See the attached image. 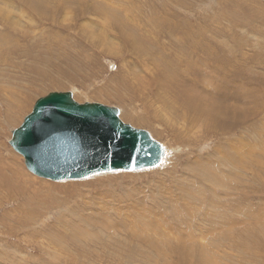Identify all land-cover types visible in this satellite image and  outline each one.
I'll list each match as a JSON object with an SVG mask.
<instances>
[{"label": "rangeland", "instance_id": "rangeland-1", "mask_svg": "<svg viewBox=\"0 0 264 264\" xmlns=\"http://www.w3.org/2000/svg\"><path fill=\"white\" fill-rule=\"evenodd\" d=\"M53 1V20L47 15L37 18L19 0H10L7 17L0 13V32L4 33L0 36V256H8L0 258V264H264V0ZM100 2L108 18L115 15L110 21L104 13L90 9ZM64 3L73 6L69 14L63 12ZM81 4L86 11L79 9ZM99 32L113 42L112 49L95 41ZM57 34L62 37L49 47L46 39ZM60 41L62 48L55 47ZM11 90L22 95L23 107L16 109L18 103H10L6 96ZM50 91H70L77 102L116 107L123 122L146 130L163 145L160 163L78 179L35 176L8 141L34 101ZM128 112L139 117L134 120ZM141 119L145 121L137 123ZM228 141L238 146L245 141L249 148L243 151H253L242 159L245 166L233 168L235 173L224 175L227 168L220 163L217 174L224 175L225 187L183 167L217 153ZM185 187L199 190L198 195L191 196ZM95 195H103L105 204L116 202L122 216L140 208L147 222L159 224H143L130 213L122 226L111 227L115 226L112 220L113 224H91L86 230V224L78 221L64 224L65 231L56 228H61L56 223L75 212V203L91 201ZM169 199L183 206L185 221L166 212ZM130 203L135 206L131 211ZM12 248L26 255H14Z\"/></svg>", "mask_w": 264, "mask_h": 264}, {"label": "water", "instance_id": "water-1", "mask_svg": "<svg viewBox=\"0 0 264 264\" xmlns=\"http://www.w3.org/2000/svg\"><path fill=\"white\" fill-rule=\"evenodd\" d=\"M8 142L29 172L54 181L155 166L164 155L163 145L123 123L116 107L77 102L70 91L38 97Z\"/></svg>", "mask_w": 264, "mask_h": 264}, {"label": "bare ground", "instance_id": "bare-ground-1", "mask_svg": "<svg viewBox=\"0 0 264 264\" xmlns=\"http://www.w3.org/2000/svg\"><path fill=\"white\" fill-rule=\"evenodd\" d=\"M8 1V2H7ZM23 5H25V4H27L28 6H26L25 5V7L26 8H28L29 10H30V13H33L34 14V16H36L37 18L38 17H43V16H46L47 15V17H51L52 18V20L54 19V14H55V8L54 7H56L54 4L55 3H52L51 1H53V0H19ZM57 1V0H56ZM111 1V0H110ZM3 2L6 4V5H4V3H3V5L4 6H2V4H0V13H2V12H5L6 13V15L4 16V17H7V11L9 10V9H11V8H9L8 7V4H12L11 2H10V0H3ZM54 2V1H53ZM59 2V1H58ZM80 1H77V6H80L78 3H79ZM81 2L84 4V2L81 0ZM60 3V2H59ZM70 3V2H69ZM73 3V2H72ZM74 3H75V1H74ZM96 3V2H95ZM95 3H93V5L92 6H90L91 8V10H92V8L94 9V10H97L99 13H104V18L106 19V21L108 20V21H110V17L111 16H115L114 14H109L110 16H109V18H108V16L105 14V6H104V4H102L101 2L100 3H97V5H94ZM57 4V3H56ZM65 4V3H64ZM76 4V3H75ZM74 4V5H75ZM92 4V3H91ZM109 5H110V3H109ZM61 6V5H60ZM59 6V7H60ZM65 7H63V8H65V11H63V12H65L66 14L68 13V12H72V8H73V6H70L69 4H65L64 5ZM85 6V5H84ZM84 6H82V4H81V7L79 8L80 10H84L85 9V7ZM61 8V7H60ZM62 8V9H63ZM87 8V7H86ZM88 10H89V8H88ZM51 11H53V12H51ZM84 11H86V9L84 10ZM83 11V12H84ZM126 11V10H125ZM24 13V12H23ZM62 13V12H61ZM69 14V13H68ZM82 15V14H81ZM9 16V15H8ZM101 17V16H100ZM127 17V16H126ZM49 19V18H48ZM113 20H114V18H113ZM55 21V20H54ZM124 21V20H123ZM53 23V22H52ZM56 24V23H55ZM12 26L14 25V23L13 24H11ZM158 25V24H157ZM12 26H10V27H12ZM103 26V25H102ZM105 26V25H104ZM159 26V25H158ZM8 27V26H7ZM7 27H4V29L5 28H7ZM92 28V27H91ZM103 28V27H102ZM157 28V27H156ZM154 29V28H153ZM3 30V29H2ZM9 30V29H8ZM8 30H6V31H8ZM101 30V29H100ZM37 31V30H36ZM43 31V30H42ZM130 31V30H129ZM9 32V31H8ZM15 32V31H14ZM89 32V31H88ZM102 32V31H101ZM125 32V31H124ZM1 33V32H0ZM6 33V32H5ZM57 33H58V31H57ZM126 33V32H125ZM12 34V33H11ZM48 34V33H47ZM102 33H100L99 32V34H97V35H94L95 37H96V42L97 43H101V46L102 45H106V47H108V49H112L113 47H114V44H113V42L112 43H110V41H108L107 40V37H105L104 38V36L103 35H101ZM195 34V33H194ZM2 35H4V33H1L0 34V36H2ZM45 35V34H44ZM53 35V34H52ZM127 37H125L126 39L127 38H130L129 36H128V34H125ZM153 35V34H152ZM193 35V34H192ZM9 36H10V34H9ZM46 36V35H45ZM48 36H51V35H48ZM47 36V37H48ZM60 35H56V36H54V38H51V37H46L47 39H46V44L49 46V43H52V42H54V41H58V40H55V39H60L61 37H62V35H61V37H59ZM91 36H93V35H90V37ZM100 36V37H99ZM59 37V38H58ZM185 37V36H184ZM131 39V38H130ZM196 39H197V37H196ZM195 39V40H196ZM184 40V39H183ZM63 41H65V40H63ZM132 41V40H131ZM130 41V42H131ZM178 42H182V38H180V39H178ZM184 42H186V41H184ZM62 43V41H60V43H56V44H54L55 45V47H56V45H57V48L59 47V48H62V45H60ZM69 43V42H68ZM67 43V44H68ZM189 43H191V44H193L192 42H189ZM113 44V45H112ZM69 45V44H68ZM74 45V44H73ZM65 46H67V45H65ZM113 46V47H112ZM50 47V46H49ZM76 47V46H75ZM71 48H74V46H71ZM1 49H2V45H1ZM75 49V48H74ZM115 49V48H114ZM119 49V48H118ZM65 50V49H64ZM76 50H79V49H77L76 48ZM117 50V49H116ZM138 50V49H137ZM64 53V52H63ZM232 60V59H231ZM227 62V61H226ZM231 62V61H230ZM222 63V62H221ZM224 63V62H223ZM216 64V63H215ZM136 65V64H135ZM198 65V64H197ZM198 66H200V65H198ZM204 66V65H203ZM217 66V65H216ZM223 67H225L224 65H222ZM236 67V66H235ZM73 68H74V66H73ZM196 68V67H195ZM197 70H201V68H196ZM217 69V68H216ZM160 70V69H159ZM167 70V69H166ZM195 70V69H194ZM213 70V69H212ZM203 71V70H202ZM214 71V70H213ZM218 71V70H217ZM220 71V70H219ZM218 71V72H219ZM230 71V70H229ZM167 72V71H166ZM210 72V71H209ZM206 73V72H205ZM171 74V73H170ZM229 75V74H228ZM227 75V76H228ZM231 75V74H230ZM212 76V75H211ZM126 77V76H125ZM197 77V76H196ZM213 77V76H212ZM224 77H226L225 75H224ZM195 78V77H194ZM193 78V79H194ZM207 78H208V76H207ZM210 78V77H209ZM217 78V77H216ZM237 78V77H236ZM117 79V78H116ZM229 79V78H228ZM228 79H225V80H227V81H230L231 80V77H230V79L228 80ZM221 80V79H220ZM234 80H235V78H234ZM190 81V80H189ZM204 81V80H203ZM209 81H210V79H209ZM188 82V81H187ZM194 82H195V80H194ZM211 82V81H210ZM219 82V81H218ZM163 83V82H162ZM185 83V82H184ZM220 83V82H219ZM223 83V82H222ZM189 84V83H188ZM191 84V83H190ZM116 85V84H115ZM192 85V84H191ZM191 85H190V87H191ZM211 85V84H210ZM117 86V85H116ZM115 86V92L117 93V90H118V86L116 87ZM221 86L223 87V85L221 84ZM229 86V85H228ZM186 87V86H185ZM188 87H189V85H188ZM194 87V86H193ZM192 87V88H193ZM211 87V86H210ZM216 87V86H215ZM191 88V89H192ZM204 88V87H203ZM217 88H218V86L216 87V89L215 88H213V90L215 91V90H217ZM186 89V88H185ZM221 89V88H220ZM223 89H224V87H223ZM8 90V89H7ZM195 90V89H194ZM219 90V89H218ZM191 91V90H190ZM206 91V90H205ZM214 91H213V93H214ZM221 91H223L224 92V90H221ZM220 90L218 91V92H221ZM8 92H10V91H8ZM109 93H111L110 91H108ZM114 92V93H115ZM207 92V91H206ZM218 92H217V94H218ZM223 92H221V93H223ZM10 95H8L7 94V96L6 97H9L10 98V103H11V101L13 100V101H16V103H18L17 105H16V109H18V108H21V107H23V105L25 104V102L26 101H22V99H23V97H22V95L21 94H19V95H17L16 93L14 94L13 93V90H11V92L9 93ZM216 94V93H215ZM206 96V95H205ZM211 96H212V94H211ZM210 96V97H211ZM217 96V95H216ZM216 96H214V97H216ZM221 96H225V94H223V95H221ZM207 97V96H206ZM211 98H213V97H211ZM210 98V99H211ZM217 98V97H216ZM219 99H221L220 97H218ZM217 98V99H218ZM171 100V99H170ZM223 100V99H222ZM221 101V100H220ZM144 102H146V101H144ZM188 102V101H187ZM168 103V102H167ZM172 103V102H171ZM185 103V102H184ZM198 103V102H197ZM196 103V104H197ZM187 104V103H186ZM189 104V103H188ZM190 104H192V103H190ZM194 104V103H193ZM195 104V105H196ZM201 104V103H200ZM33 105V104H32ZM169 105V104H168ZM181 105V104H180ZM198 105V104H197ZM196 105V106H197ZM153 106V105H152ZM182 106V105H181ZM187 106V105H186ZM191 106V105H190ZM148 107V106H147ZM171 107H172V105H171ZM184 106H182V108H183ZM187 107H189V106H187ZM192 107V106H191ZM190 107V108H191ZM211 108L213 109V111H215L214 109L216 108L215 106H211ZM184 109V108H183ZM194 109V108H193ZM211 109V110H212ZM188 110V109H187ZM190 110H192V109H190ZM195 110V109H194ZM8 111H9V115H10V109L8 108ZM204 111H206V109H204ZM124 114V116H127V113H126V111L124 112V111H122ZM185 112H186V110H185ZM184 112V113H185ZM190 112V111H189ZM194 112V111H193ZM196 112H198L197 110H196ZM195 112V113H196ZM208 112V111H207ZM206 112V113H207ZM157 113V112H156ZM160 113V112H159ZM158 113V114H159ZM205 113V112H204ZM209 113H211V112H209ZM132 113L131 112H128V116L130 117H132L134 120L137 118V117H139V116H136V114H134L133 116L131 115ZM149 114V113H148ZM202 114V113H201ZM208 114V113H207ZM6 115H8V112L6 113ZM9 115H8V118H9ZM221 115V114H220ZM13 116H16V114L14 113L13 114ZM207 116V115H206ZM209 116H210V114H209ZM208 116V117H209ZM12 117V116H11ZM118 117H119V115H118ZM147 117V116H146ZM201 117V116H200ZM205 117V116H204ZM212 117V116H211ZM228 117H229V115H228ZM149 118V117H148ZM203 118V117H202ZM233 118V117H232ZM119 119H120V117H119ZM195 119V118H194ZM207 119V118H206ZM230 119V118H229ZM238 119V118H237ZM121 120V119H120ZM155 120V119H154ZM161 120V119H160ZM170 120V119H169ZM213 119H211V121H212ZM122 121V120H121ZM145 120L144 119H141V120H139V121H137V123H141V122H144ZM231 121V120H230ZM123 122V121H122ZM208 122V121H207ZM123 123H125V122H123ZM148 123V122H147ZM170 123V122H169ZM205 124V123H204ZM11 125V124H10ZM162 126H164V125H162ZM222 126V125H221ZM215 127H217L216 125H215ZM201 131V130H200ZM254 132V131H253ZM261 133V132H260ZM149 136H150V134H149ZM247 136V135H246ZM264 136V135H263ZM151 137V136H150ZM189 137V136H188ZM187 137V138H188ZM152 138V137H151ZM234 138V137H233ZM235 139V138H234ZM247 140V139H246ZM263 141V140H262ZM264 143V142H263ZM163 144V143H162ZM251 145V144H250ZM194 146V145H193ZM252 146V145H251ZM248 149L249 148V144H247V143H245V141H244V143L243 144H241V145H237L235 142L233 143L232 141H228V144H223V146H222V148L220 147V148H218L217 149V153L216 152H214V154L212 155V154H207L206 156H202V157H199V158H194L195 160H193V161H191V162H189V163H187L186 164V166H183V167H186V168H189L188 169V172L189 171H194V172H197L199 175H201L206 181H209L210 182V180H211V184L212 183H216L218 186L221 184V187L222 186H224V184L225 183H223V178H224V175L227 173V172H229V171H231L230 173H235V171L237 172V170H233V168H235V167H237V165H244L245 166V163H246V161L245 162H243L242 161V159L245 157V158H247L248 156H250V154H251V152L253 151V148H252V150H250L248 153H245L246 151H243L244 149H246V148ZM257 147V146H256ZM8 151V150H7ZM208 151V150H207ZM214 151V150H213ZM2 152V151H1ZM0 152V153H1ZM165 152V151H164ZM167 152V151H166ZM223 152V153H222ZM255 152V151H254ZM8 153H10V152H8ZM213 153V152H212ZM256 153V152H255ZM166 154V153H165ZM252 155V154H251ZM254 155H256V154H254ZM259 155V154H258ZM257 155V156H258ZM13 156V155H12ZM12 156L10 157V158H12ZM199 156H201V155H199ZM256 156V157H257ZM261 155H259V157H260ZM0 158H2V156L0 157ZM7 158V157H6ZM262 158V157H261ZM9 159V158H8ZM258 160H259V158H257ZM10 160V159H9ZM14 160V159H13ZM16 160H18V159H15V161ZM15 161H13V162H15ZM2 162V161H1ZM12 162V161H11ZM188 162V161H187ZM8 163H10L9 161H8ZM220 163L222 164V165H224V166H226V168H227V170L226 171H224V175L222 174V179H221V177L219 176V174H217V172H218V170H220V169H218V167H219V165H220ZM258 163V162H257ZM3 164V163H2ZM12 164V163H11ZM17 165V164H16ZM264 165V164H263ZM5 166H7V162H6V164H5ZM18 166V165H17ZM156 166V165H155ZM16 167V166H15ZM20 167V166H19ZM148 167H152V166H148ZM221 168H223V166H220ZM1 168V167H0ZM142 168H144V167H142ZM168 168V167H167ZM237 168H239V167H237ZM7 169H8V167H7ZM6 169V170H7ZM22 169V168H21ZM176 169V168H175ZM225 169V168H224ZM9 171V170H8ZM18 171L20 172V169L18 168ZM22 171V170H21ZM241 171V170H240ZM12 172V171H11ZM175 172V171H174ZM187 172V171H186ZM166 173H170V172H166ZM222 173V172H221ZM238 173L240 174V172L238 171ZM26 175H27V173H25ZM188 174V173H187ZM14 175V174H13ZM23 175V174H22ZM26 175L24 176L23 175V178L24 177H26ZM178 175V174H177ZM241 175V174H240ZM16 176H18L17 174H16ZM19 176H20V174H19ZM32 176V175H31ZM36 176V175H35ZM168 176V175H167ZM227 176V175H226ZM231 177H232V174L230 175ZM234 176V175H233ZM236 176H237V174H236ZM239 176V175H238ZM228 177V176H227ZM243 177V176H242ZM245 177V176H244ZM15 178V177H14ZM33 178V177H32ZM41 178V177H40ZM44 178V177H43ZM230 178V177H229ZM234 178V177H233ZM19 179V178H18ZM28 180H29V178H27ZM177 179V178H176ZM12 180V179H11ZM14 180V179H13ZM12 180V181H13ZM42 180V179H41ZM44 180V179H43ZM42 180V181H43ZM50 180V179H49ZM34 181H35V179H34ZM37 181V180H36ZM39 181H40V179H39ZM38 181V182H39ZM225 181H227V180H225ZM224 181V182H225ZM234 181V180H233ZM17 182V181H16ZM32 182V181H31ZM44 182H46V181H44ZM58 182V181H57ZM149 182V181H148ZM196 182V181H195ZM236 182V181H235ZM240 182V181H239ZM12 183V182H11ZM33 183H35V182H33ZM151 183V182H150ZM154 183V182H153ZM183 183V182H182ZM181 183V184H182ZM13 184V183H12ZM36 184V183H35ZM102 184H104V183H102ZM147 184H149V183H147ZM229 184V183H228ZM38 185V184H37ZM105 185V184H104ZM107 185V184H106ZM156 185V184H155ZM198 185V184H197ZM215 185V184H214ZM230 185V184H229ZM118 186V185H117ZM146 186V185H145ZM159 186V185H158ZM177 186V185H176ZM188 186V185H187ZM216 186V185H215ZM30 187V186H29ZM60 187V186H59ZM111 187V186H110ZM110 187H108V188H110ZM139 187V186H138ZM156 187H157V185H156ZM182 187H184V186H182ZM181 187V188H182ZM198 187H200V186H198ZM208 187V186H207ZM213 187V186H212ZM225 187V186H224ZM103 188H106V186L105 187H103ZM107 188V189H108ZM115 188V187H114ZM141 188V187H140ZM178 188V187H177ZM189 188H191V187H189ZM189 188H187V187H185V191L188 193V194H190L191 196L192 195H198V192H199V190H197V191H191ZM214 188V187H213ZM220 188V187H219ZM31 189V188H30ZM113 189V188H112ZM131 189V188H130ZM137 189V188H136ZM146 189V188H145ZM152 189V188H151ZM160 189V191H161V188H159ZM200 189V188H199ZM209 189V188H208ZM222 189V188H221ZM225 189H227V186H226V188ZM118 190V189H117ZM134 190H135V188H134ZM139 190H141V189H139ZM142 190H143V188H142ZM149 190V189H148ZM155 190V189H154ZM36 191V190H35ZM105 191V190H104ZM114 191V190H113ZM167 191H169V189L167 190ZM171 191V190H170ZM169 191V192H170ZM221 191V190H220ZM223 191H225V190H223ZM1 192V191H0ZM33 192H34V190H33ZM112 192V191H111ZM134 192V191H133ZM138 192V191H137ZM141 192V191H140ZM202 192V191H201ZM83 193V192H82ZM102 193V192H101ZM110 193V192H109ZM154 193V192H153ZM182 193V192H181ZM214 193V192H213ZM107 194V193H106ZM159 194V193H158ZM161 194V193H160ZM165 194V193H164ZM184 194H186V193H184ZM204 194V193H203ZM111 195V194H110ZM112 195H114V194H112ZM138 195V194H137ZM140 195V194H139ZM149 195V194H148ZM163 195V194H162ZM172 195V194H171ZM181 195H183V194H181ZM189 195V196H190ZM224 195V194H223ZM59 196V195H58ZM61 196V195H60ZM67 196V195H66ZM134 196H135V194H134ZM134 196H132V197H134ZM165 197H166V194L164 195ZM187 196V195H186ZM205 196V195H204ZM220 196H222V195H220ZM65 197V196H64ZM92 197V196H91ZM103 195H98V196H94L93 197V199L90 201V199L89 200H85V201H80V202H77V203H75V205H74V207H73V210L75 211V212H73L70 216H67L66 218H64V219H62V221H59L60 223H56V224H58V225H60V227L61 228H59L58 226L56 227L57 229H62L63 231H65L66 229H65V225L64 224H76L78 221H81V223L80 224H86V230H87V227L89 226V225H91V224H96V223H102V224H113V221H114V225L115 226H111V225H108V226H111V227H116V224H121V226L122 225H124V224H126V222H124L123 220H125V217L127 216H129V214L130 213H132V217L134 218V219H138L139 221H141L143 224H153L154 222V224H159L157 221H153V223L151 222H147L146 221V219L148 220V218L147 217H145L146 215H144V211H140V208H139V210H135L134 208H132V207H135L134 205H132L131 203V205H129L130 207H129V209L130 208H132V211H131V209L129 210V211H131L128 215H126V216H122V215H124L123 213H121L120 211H118L117 209H118V205H116V202H115V204H113V203H107V204H105V202H104V200H103ZM110 197V196H109ZM123 197V196H122ZM142 197V196H141ZM146 197V196H145ZM156 197V196H155ZM178 197V196H177ZM185 197V196H184ZM211 197V196H210ZM228 197V196H227ZM66 198V197H65ZM135 198V197H134ZM133 198V199H134ZM221 198V197H220ZM226 198V197H225ZM59 199V198H58ZM126 199V198H125ZM141 199H143V198H141ZM145 199V198H144ZM154 199V198H153ZM160 199V198H159ZM217 198L215 197V200H216ZM228 200H229V197L227 198ZM106 200V199H105ZM130 200V199H129ZM148 200H149V198H148ZM165 200H166V198H165ZM184 200V199H183ZM186 200V199H185ZM205 200V199H204ZM214 200V201H215ZM153 201V200H152ZM155 201V200H154ZM160 201V200H159ZM158 201V202H159ZM174 200H170L169 199V204H170V208H169V210H167L166 212H168L170 215H172V217H174V219H176L177 221L179 220V221H181V220H186L185 219V215H186V211L182 208L183 206H179V204H176V202L174 203L173 202ZM181 201V200H180ZM218 201V200H217ZM133 202V201H132ZM167 202V203H168ZM186 202V205H184L185 207L187 206V200L185 201ZM199 202V201H198ZM201 202V201H200ZM227 202V201H226ZM226 202H223V203H226ZM119 203V202H118ZM143 203H144V201H143ZM161 203V202H160ZM219 203H221V202H219ZM64 204V203H63ZM127 204V203H126ZM136 204V203H135ZM145 204V203H144ZM168 204V205H169ZM183 204V203H182ZM189 204V203H188ZM191 204V203H190ZM201 205H203V202H201L200 203ZM205 204V203H204ZM227 204V203H226ZM120 205V204H119ZM155 205H156V203H155ZM162 205V204H161ZM160 205V206H161ZM165 205V204H164ZM61 206H63V205H61ZM127 206V205H126ZM125 206V207H126ZM159 206V205H158ZM209 206V205H208ZM211 206V205H210ZM218 206H219V204H218ZM222 206V205H221ZM123 208L124 210H126V208L128 207H126V208ZM144 207V206H143ZM164 207H166V206H164ZM180 207V208H179ZM204 207V206H203ZM223 207V206H222ZM120 208H121V206H120ZM119 208V209H120ZM160 208V207H159ZM215 208H217V207H215ZM123 209H121V210H123ZM158 209V208H157ZM194 209V208H193ZM192 209V210H193ZM200 209V208H199ZM202 209V208H201ZM97 210H100L99 212H96ZM107 212H106V211ZM127 210H128V208H127ZM126 210V211H127ZM162 210V209H161ZM187 210V209H186ZM196 210V209H195ZM204 210V209H203ZM206 210H209V209H206ZM160 211V210H159ZM230 211V210H229ZM228 211V212H229ZM59 212V211H58ZM111 212H113L114 214L113 215H111L110 213ZM165 212V211H164ZM189 212V211H188ZM193 212H194V210H193ZM228 212H226V213H228ZM124 213H127V212H125L124 211ZM163 213V212H162ZM162 213H161V215H162ZM167 213V214H168ZM185 213V214H184ZM210 213V212H209ZM81 214V215H80ZM191 214V213H190ZM207 214V213H206ZM214 214V213H213ZM212 214V215H213ZM20 216H21V214H19ZM150 215V214H149ZM156 215V214H155ZM160 215V214H159ZM158 215V216H159ZM197 215V214H196ZM196 215H194V216H196ZM200 215H201V213H200ZM209 215V214H208ZM211 215V216H212ZM231 215V214H230ZM113 216H116V219L118 220H114V217ZM151 216V215H150ZM167 216V215H166ZM210 216V215H209ZM221 216H223V215H221ZM112 217H113V219H112ZM154 217V216H153ZM161 217H164V214L161 216ZM93 218V219H92ZM168 218V217H167ZM194 218V217H193ZM202 218V217H201ZM203 218H204V220L207 218H205L204 216H203ZM202 218V219H203ZM214 218V217H213ZM227 218V217H226ZM19 219V218H18ZM91 219H92V221H91ZM172 219V218H171ZM191 219V218H190ZM227 219H229V218H227ZM74 220V221H73ZM113 220V221H112ZM154 220V219H153ZM162 220H163V218H162ZM189 220V219H188ZM187 220V221H188ZM196 220H197V218H196ZM230 220V219H229ZM85 221H87V222H85ZM150 221V220H149ZM160 221V220H159ZM167 222H168V220H166ZM192 221V220H191ZM228 221V220H227ZM203 222V221H202ZM231 222V221H230ZM230 222H229V224H230ZM116 223V224H115ZM128 223H129V221H128ZM169 223V222H168ZM174 223V222H173ZM172 223V224H173ZM176 223V222H175ZM182 223V222H181ZM186 223V222H185ZM190 223V222H189ZM130 224V223H129ZM180 224V223H179ZM184 224V223H183ZM224 224V223H223ZM232 224H233V222H232ZM146 225V226H147ZM63 226V227H62ZM106 226L107 225H103V227H105L106 228ZM174 226V225H173ZM76 227V226H75ZM80 227V226H79ZM79 227H77V228H79ZM85 227V226H84ZM99 227V226H98ZM110 227V228H111ZM119 227H120V225H119ZM148 227V226H147ZM154 227V226H153ZM48 228V227H47ZM49 228H51V227H49ZM72 228L74 229V226H72ZM71 228V229H72ZM122 228H124V227H122ZM156 228V227H155ZM131 229H132V227H131ZM146 229V228H145ZM164 229V228H163ZM175 229L176 230H178L176 227H175ZM156 230V229H155ZM154 230V231H155ZM161 230V229H160ZM174 230V229H173ZM159 231V230H158ZM162 231V230H161ZM135 232V231H134ZM160 232V231H159ZM163 232V231H162ZM129 233V232H128ZM137 233V232H136ZM158 233V232H157ZM165 233V232H164ZM163 233V234H164ZM131 234V233H130ZM149 234H151V233H149ZM162 234V235H163ZM152 235V234H151ZM159 235H161V233L159 234ZM161 235V236H162ZM176 235V234H175ZM136 236V235H135ZM148 237V236H147ZM158 237V236H157ZM176 237V236H175ZM160 238V237H159ZM158 238V239H159ZM184 238V237H183ZM152 239H154V238H152ZM56 241H58V240H56ZM60 241V240H59ZM120 241V240H119ZM154 241V240H153ZM160 242V241H159ZM177 243V242H176ZM4 244V243H3ZM73 244V243H72ZM146 244H150V245H155V241L154 242H149V240H146ZM185 244H187V243H185ZM1 245V244H0ZM158 245V244H157ZM159 245H160V243H159ZM148 247H149V245H147ZM186 246V245H185ZM2 247V246H1ZM173 247V246H172ZM174 247H177V246H175L174 245ZM4 249V248H3ZM174 250V249H173ZM193 251V250H192ZM11 252L15 255V253L16 254H18V253H22V255L23 256H25L24 255V253L21 251V250H19V249H13L12 248V250H11ZM176 252V251H175ZM184 252H185V250H184ZM3 253V252H2ZM179 253V252H178ZM199 255H200V253L199 252H197ZM12 254V255H13ZM39 255V254H38ZM52 255V254H51ZM181 255V254H180ZM6 253L5 254H1V256H0V258L2 259V258H7L8 259V256H6ZM17 256V255H16ZM19 256V255H18ZM50 256V255H49ZM29 257V256H28ZM36 257V256H35ZM51 257V256H50ZM12 258H13V256H12ZM38 258V257H37ZM6 259V260H7ZM36 259V258H35ZM197 259H200L199 258V256H198V258ZM38 260V259H37ZM21 261H23V259H18V262H21ZM26 261V260H25ZM34 263V262H33ZM36 263V262H35ZM8 264V263H7Z\"/></svg>", "mask_w": 264, "mask_h": 264}]
</instances>
